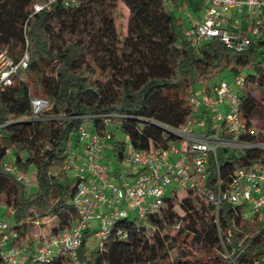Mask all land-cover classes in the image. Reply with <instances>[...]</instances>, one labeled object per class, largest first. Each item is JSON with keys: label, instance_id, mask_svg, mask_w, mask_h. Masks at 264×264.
<instances>
[{"label": "trees", "instance_id": "1", "mask_svg": "<svg viewBox=\"0 0 264 264\" xmlns=\"http://www.w3.org/2000/svg\"><path fill=\"white\" fill-rule=\"evenodd\" d=\"M35 1L0 0V47L13 58L29 56L24 78L0 90V204L19 244L58 235L77 220L71 199L78 178L64 165L80 144L78 115L123 114L111 118L109 130L125 135L130 150L164 149L178 141L168 128L183 127L192 114L195 85L211 86L219 71L230 69L243 77L236 93L246 131L239 139L264 142V40L240 52L217 40L189 43L172 13L188 0H173L172 7L164 0L58 1L32 13ZM95 8L101 9L97 26ZM32 97L47 99L50 107L36 119H22ZM92 122L102 135V118ZM113 130L106 144L122 163L127 142ZM6 161L23 173L34 170L33 192L4 170ZM216 161L218 171L211 159L199 188L181 195L172 190L145 218L113 220L100 241L85 231L79 264H264V214L246 219L244 206L223 201L216 209L208 199L237 170L264 167V148H221Z\"/></svg>", "mask_w": 264, "mask_h": 264}, {"label": "built area", "instance_id": "2", "mask_svg": "<svg viewBox=\"0 0 264 264\" xmlns=\"http://www.w3.org/2000/svg\"><path fill=\"white\" fill-rule=\"evenodd\" d=\"M58 1L64 6H75L79 2L36 0L32 13L48 10ZM164 1L172 7L173 0ZM202 2L200 16H187L190 20L183 31V38L189 43L197 46L217 40L240 52L253 42L264 40V0ZM229 10L242 13L244 19H235L234 24L244 21V27L234 29L230 26ZM28 62L26 51L13 58L5 48L0 47V90L11 86L15 77L24 78ZM242 81L243 77L238 75L235 85L221 82L204 88L199 97L193 95L190 99L192 114L186 124L178 129L168 128L177 137L179 146L171 142L164 149H129L122 162L125 173L113 179L110 169L100 164L99 158L110 137L111 118L124 115L97 113L76 116L79 119L76 134L78 142L83 145V152L75 155L74 150L70 151L64 165V169L78 178L71 199L77 214L76 222L58 235L28 246L19 244L16 232L11 231L10 222L0 219V264H49L55 259H67L66 264H79L77 249L84 232L91 231L93 219L98 220L101 227L91 231L90 237L100 241L107 235L113 220L129 215V211H135L139 219L145 218L148 211H157L163 196L167 195L168 186L173 185L172 190L180 188L183 191L199 188L200 179L205 176L211 159H214V170L218 171V149L264 148V142L252 144L239 139L246 131L244 121L239 117L240 99L236 93V86ZM49 107L47 99L32 97L30 112L22 119H36ZM93 118H102L105 125L102 135L93 130ZM195 128L202 131L196 134ZM78 159H82L83 164L75 167L73 162ZM4 170L29 186L30 178L13 162L6 161ZM208 199L216 209L223 201L244 206L246 219L252 220L256 214H264V167L253 165L246 170H237L224 188L218 182L217 190Z\"/></svg>", "mask_w": 264, "mask_h": 264}, {"label": "rangeland", "instance_id": "3", "mask_svg": "<svg viewBox=\"0 0 264 264\" xmlns=\"http://www.w3.org/2000/svg\"><path fill=\"white\" fill-rule=\"evenodd\" d=\"M123 12L125 15L124 24H126V17L128 14V10L122 6ZM172 10V9H171ZM203 12V2L201 0H188L185 4V6H182L179 10H172L173 15L178 19L179 23H181V27L183 30L187 28L190 18L200 16ZM96 16L94 17V25L97 26L100 23V14L101 9L95 8ZM230 13V26L234 29H240L243 27V22H239V24H234V20L238 19L241 20L243 18L242 13L237 12L236 10H229ZM187 15L190 16V18H187ZM244 19V18H243ZM221 82H225L229 85H235L236 83V73L233 70L230 69H223L219 71L210 81L209 85L213 84H219ZM203 86L196 84L194 87L195 95L196 97H199L200 94L203 91ZM253 97L255 100L260 99V94L258 91L253 92ZM208 125V123L205 124V127ZM203 126L202 130L205 128ZM110 130H113V128H110ZM202 130L195 128L196 134L201 132ZM114 131V130H113ZM114 137L118 139H122L125 142H127V150H129V144L128 139L125 135L119 133V132H113ZM73 144V143H72ZM107 147L103 150V154H101V157L99 159V163L102 165H106L108 169H110L111 177L113 179L114 176H118L119 174L125 173V164L120 163L116 156L113 154L112 150L109 148V145H106ZM176 146H179V143L176 142ZM74 154L75 155H81L83 152V145L80 143L77 146L73 147ZM83 164L82 159H78L73 162V165L75 167H80ZM27 176L30 178V184L26 187V192L30 193L33 192L36 189V180H35V172L34 170L30 169L28 172H26ZM173 189V185H170L166 189V194H169V192ZM177 192L179 195L183 194L182 189H177ZM5 207L0 204V219L12 222L11 218L9 216L4 215ZM129 215L133 217L135 215V211H129ZM100 222L96 219H93L91 222V231L100 229ZM36 230V233L40 230L38 226L34 227ZM35 233V232H34Z\"/></svg>", "mask_w": 264, "mask_h": 264}, {"label": "crops", "instance_id": "4", "mask_svg": "<svg viewBox=\"0 0 264 264\" xmlns=\"http://www.w3.org/2000/svg\"><path fill=\"white\" fill-rule=\"evenodd\" d=\"M243 22V27H244V21H242ZM106 145H108V144H106ZM107 146H105V148H106ZM104 148V149H105ZM109 148H110V146H109ZM102 154H103V152H102ZM100 157H101V155H100ZM100 159V158H99Z\"/></svg>", "mask_w": 264, "mask_h": 264}]
</instances>
